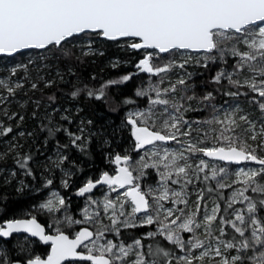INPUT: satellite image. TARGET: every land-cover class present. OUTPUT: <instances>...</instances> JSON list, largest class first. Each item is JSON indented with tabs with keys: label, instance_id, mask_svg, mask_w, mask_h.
I'll use <instances>...</instances> for the list:
<instances>
[{
	"label": "snow or ice",
	"instance_id": "snow-or-ice-1",
	"mask_svg": "<svg viewBox=\"0 0 264 264\" xmlns=\"http://www.w3.org/2000/svg\"><path fill=\"white\" fill-rule=\"evenodd\" d=\"M89 33L109 41L132 40L127 45L130 49L146 51L136 64L137 70L155 76L169 72L174 66L183 69L189 62L185 60L177 65L172 61L158 66L153 63L158 53L203 51L205 67L217 60L227 63L225 56H230L235 59L232 71L222 69L213 81L219 84L227 80L237 90L247 88L255 93L249 103L256 104L264 113V0H0V55L12 57L25 49L51 50ZM16 70L12 69L13 75ZM133 75H124L120 82L129 81ZM185 84L181 78L168 87L157 84L137 90L138 97L154 93L148 97L145 110L127 116L134 139L133 151L143 150L144 154L135 161L131 155L116 154L111 160L116 165L114 174L104 171L95 180L89 178L77 194L84 196L105 185L111 192L125 190L115 199L108 196L103 201L89 199L83 220L65 217L69 227L87 222L97 225L94 230L82 227L70 237L57 227L55 234H46L45 226L35 216L0 223V238L23 232L50 243L46 258L36 255L25 264H65L71 260L90 264H264V215H259L264 212V157L257 154L258 149L264 151V123L257 128L248 115L239 114L242 109L238 105L222 116L212 105L210 119L190 122L184 113L191 106L185 107L184 101L196 97L181 96L178 101L167 98L176 93L178 85ZM20 87L19 83L12 87L0 79V88H6L9 95H14ZM78 94L76 90L72 96ZM88 95L101 99L104 92L89 91ZM226 95L247 96L248 92ZM211 99L209 92L201 102ZM201 124L206 128H201ZM60 130L48 129L50 135ZM11 131L10 127L3 128L0 135ZM64 131L71 145L83 151L84 146L78 142L83 139L84 130L80 129L81 135ZM249 139L253 142L260 139V143L254 146ZM158 142H175L180 149ZM197 156L237 165L256 162L260 167H240L234 173L235 179L228 182L225 167L211 165L204 158L192 163ZM31 159L26 155L16 161L27 175H32L28 167ZM66 159L61 157V162ZM148 168L155 169L159 179L155 189L149 187L145 191L138 181ZM52 183L47 180V185ZM63 184L67 187V181ZM172 185H178L179 189ZM190 185L196 194L194 210L189 209ZM225 190H231L230 194L225 196ZM164 202L172 206L166 207ZM128 203L131 210L126 212ZM238 204L242 207H235ZM39 207L50 213L59 212L65 208V199L53 193ZM101 211L109 225L103 224ZM138 214L143 215L138 219ZM151 225L156 226L154 231L130 243L106 239V233L119 238L122 229ZM157 237L174 247L164 246ZM146 240L151 242L146 244ZM0 264L21 262L0 254Z\"/></svg>",
	"mask_w": 264,
	"mask_h": 264
},
{
	"label": "trees",
	"instance_id": "trees-1",
	"mask_svg": "<svg viewBox=\"0 0 264 264\" xmlns=\"http://www.w3.org/2000/svg\"><path fill=\"white\" fill-rule=\"evenodd\" d=\"M84 36H90L96 41L95 50L83 52L82 48L75 44V41ZM128 40L130 39L109 41L102 36L89 33L51 50H29L12 57L0 56V61L7 62L20 60L29 52L47 55V63L40 62L35 68L31 66L28 70H21L23 75L33 78L31 85L35 84L36 87H30L28 84L17 88L12 95L14 101L6 115L0 118L2 130L12 128L10 133L0 138V154L3 155V158H0V223L31 211V206L35 204L38 196L35 194L36 190L41 189L49 179L58 180L57 165L70 172V182L73 184L90 173L96 176L104 169L108 170L105 163L108 153H124L127 146L128 149H133L134 139L130 134V126L127 125L128 111L138 106L147 107L148 97L151 96L149 92L148 96L138 97L136 92L138 89L147 90L150 85L162 86L167 73L155 76L139 72L136 64L144 57L146 51L130 49L127 46ZM176 51L159 54L161 63L158 66L167 64L170 54ZM198 54L205 56L204 52ZM225 60L227 63L219 60L209 62L207 67L201 61L185 64L182 70L186 84L177 86L173 100L178 101L181 96L196 97L191 101L186 99L184 101L185 107L191 106V110L184 113L187 120L192 122L210 119L213 115L212 105H215L219 112L225 106L236 104L253 109L257 107L256 104L249 103L256 94L247 88L237 90L229 85L227 80H222L219 84L213 81V77L222 69L232 71L235 59L225 56ZM42 66L46 69L44 72ZM176 67L171 70L175 71ZM42 73L46 75L47 80L41 79ZM128 74H134L132 79L120 82L121 78ZM110 81L117 83H109ZM185 89L187 91H184ZM76 90H79V94L73 97L72 93ZM100 90L104 92L101 99H97L95 95H88L89 91L98 93ZM234 91L248 92V95L236 97L226 95ZM209 92L212 93L213 99L201 102V98ZM127 100L133 103H125ZM7 116L11 117L8 123L4 121ZM202 125L200 127L204 128ZM50 128L61 130L50 135L48 131ZM64 129L77 135H81L80 129L84 130L83 139L78 142L84 146L83 151L71 145L70 137ZM8 140H13L11 143L14 146L3 144ZM64 145L68 147L65 148ZM260 153L264 151L261 150ZM26 155L32 157L28 164L32 175H27L16 162ZM60 157L67 159L61 162ZM53 158H56V161L52 160ZM63 176L64 174L61 175ZM64 192L71 198L77 197L72 190ZM73 204L79 206L75 202ZM221 204L223 206V202ZM259 215H264V212H260ZM37 218L49 231L45 219L42 216ZM146 232L147 227L122 229L120 239L130 242ZM14 237L15 235L0 240L8 245L12 243ZM156 239L166 247H174L161 237ZM34 250V254L45 256L49 252V246L38 241ZM10 258L24 262V255L18 254L17 251L12 252Z\"/></svg>",
	"mask_w": 264,
	"mask_h": 264
},
{
	"label": "rangeland",
	"instance_id": "rangeland-1",
	"mask_svg": "<svg viewBox=\"0 0 264 264\" xmlns=\"http://www.w3.org/2000/svg\"><path fill=\"white\" fill-rule=\"evenodd\" d=\"M131 42H133V41L128 40L127 45ZM95 43H96V41L90 36H84L82 39L75 41V44L78 45L79 47H81L83 52H91V51L95 50L96 49L94 47ZM241 49L243 50V45L241 46ZM148 51H153L154 53H158L157 51H154V50H148ZM159 54L160 53H158L157 55L154 56L153 63L155 65H159L161 63V61H160L161 56H159ZM203 58H204V55L203 54L199 55L198 52H191L189 50H177L176 52H173L172 54H170L169 59L166 61V63L175 61L176 64L177 63L179 64V63H183L185 60H188L189 62L201 61V63H204ZM46 60H47V55H45V54L29 52L25 56H23L20 60L7 61V62L0 61V79H4L12 87H15V85L17 83L21 84L22 87L25 85H28V84H30V87H32L31 84L33 83V78L27 77V75H25V74L23 75V73H21V70H23V69L28 70L31 68V66L35 68L38 66V64L40 62L45 64V63H47ZM21 65L26 66V67H20ZM43 66L46 67V65H43ZM43 66H42V70L44 72L46 69H44L45 67H43ZM13 68L17 69L16 73L14 75L12 74ZM176 68L177 69L175 71L170 70L169 72H167L166 81H164V83L160 87H168L170 84L176 82L178 79H181V78L184 79L185 78V74L183 73V70L181 68H179L178 66ZM42 70H41V72H42ZM41 79L47 80L48 78L46 77V75L44 73H42ZM150 94H151V96H154V93L151 92ZM0 98H2V99H0V118H1L2 116L6 115V112L8 111L9 106H11L12 102L14 101V97L12 95L8 94L6 88H0ZM167 98L173 99L174 96H173V94H169V96ZM237 105L239 106L240 109H242V111L239 114L240 115H245V114L248 115L250 120H253L256 122L257 128H259L260 124L264 123V113H261L258 106L255 107L254 109L248 108L242 104H236L233 106H225L221 112L218 111V114L222 116L225 111H229L233 108H236ZM147 107H139V106L134 107L128 111L127 115H129L130 113H134L136 111H143ZM159 108H160V106H157V109H159ZM4 121L5 122L7 121L6 123H8V121L10 122L11 117H8V116L5 117ZM202 126L204 128H206L205 125H202ZM2 127H3V124L0 123V131H2ZM193 127H194V125H193ZM249 135H251V134H249ZM1 137H2V135H0V138ZM12 141L8 140V142H5L3 144H5V145L12 144L11 143ZM248 142L253 143L255 146V144L260 143V139H258L256 142H253L249 139ZM159 144H162L163 146L169 147L171 149H180V145L176 144L175 142H171V143L159 142ZM12 146H14V144H12ZM133 148H134V146H133ZM123 152L124 153H120V152H112L111 154L108 153L107 157H105V163L108 165V170L104 169L103 171H101L96 176L90 173L88 176L84 177L82 180H79V182L73 183V184H71V182H70V177H71V174L69 175L70 172L66 171L63 166L57 165V168L59 169V171H58L59 173H58V176L56 177V179H58V180L50 179L53 181V183L51 185H47V182H46L41 189H37L35 194H38V196L36 198L35 204L31 206V211L24 213L20 217L29 218L32 216H35V217L42 216L45 219V221L47 222V226L49 227V232H52V233H55L57 227H59L62 231L68 232V233L73 234V235L82 226H88L92 230H94L97 227V225L90 224L87 222L79 224V225L73 224L71 227H69L65 221V217L71 216L73 219L83 220V217H84V211L83 210L85 209V207L89 206L88 205L89 199L103 201L105 196H108L111 199H115L117 197V195L121 194L125 190V189H118L116 192H111L108 189V187L105 185V186H98L91 193H86L84 196H80L77 194L78 189L89 178H92L93 180H95V179L99 178L101 173L104 171H108L110 174H114V169L116 168V165H114L111 162V160L116 154L131 155L133 157L134 161L138 160L139 156L144 154L143 150H141L139 153H137V152L133 151L132 148L128 149V146ZM260 152H261V150L258 149L257 150L258 156L264 157V153H260ZM57 157H59V154L57 155ZM200 158H204V159L209 160V163L211 165H216L217 167H225L228 170V174H229L228 175V182H231V180L235 179L234 173L240 167H245V168H259L260 167L256 162H247L243 165H232V164H228V163H223L222 161H218V160H211L209 158L202 157V156L195 157L192 160V163H197ZM52 160L56 161V158H53ZM144 173H145V175H143L140 178V180L138 181L141 184L142 190L146 191L149 187L155 189L158 185V179H159L157 171L155 169L148 168V169H144ZM62 174H64L63 177H61ZM137 174L138 173L134 172V175H137ZM63 181H67V187L64 186ZM171 187L174 189H177V190L179 189L178 185H172ZM65 190H72V192H75L77 197L71 198V196L69 194L68 195L65 194V192H64ZM188 191L190 193H192L190 196V199H189V209L194 210L195 209L196 194H195V191L193 189V186L190 185ZM230 191L231 190H225V196L229 195ZM53 193H58L59 196H61L65 199V208L61 209V211H59V212H52V213L48 212L47 210L40 209V207H39L40 204L46 202L49 198H52ZM73 202H75V204H78L79 206H74ZM151 202L152 201L150 199V203ZM164 203H165L166 207L172 206L170 202H164ZM211 206H212V202L209 201L208 207L211 208ZM92 207L94 208L95 206H92ZM180 207H183V205H180ZM235 207L239 208V207H242V205L238 204ZM89 210L91 211L92 208H90ZM130 210H131V204L128 203L125 205V211L128 212ZM142 215L143 214H138V219ZM20 217H18V218H20ZM100 218H101L103 224H105V225L110 224V221L103 214L102 211H101V217ZM56 221H60V223L57 224ZM143 227H147V232H148V231H154L156 226L151 225V226H143ZM216 227L219 228L218 223L216 224ZM106 239H111L115 242H119L121 240L120 237L117 238L114 233H106ZM37 242L38 241H36L35 239L31 238L30 236L24 235V234L15 235L11 244L7 245L5 243H2L0 240V254H7V256L10 258V255L12 254V252L17 251L18 254L24 255L23 259H24V262H26L28 259L34 258V256L37 255V254H34V252H35L34 248H35ZM130 242H125V243H130ZM144 242L147 244V243H150L151 241L146 240ZM70 264H78V263L73 262Z\"/></svg>",
	"mask_w": 264,
	"mask_h": 264
},
{
	"label": "water",
	"instance_id": "water-1",
	"mask_svg": "<svg viewBox=\"0 0 264 264\" xmlns=\"http://www.w3.org/2000/svg\"><path fill=\"white\" fill-rule=\"evenodd\" d=\"M81 35H83V34H80V36ZM105 39V38H104ZM123 39H126V38H122V39H120V40H123ZM107 40V39H106ZM29 50H44V49H25V50H21V52H25V51H29ZM155 51H157L158 52V50H155ZM189 51H192V52H196V51H193V50H189ZM201 52H203V51H201ZM160 54H166V53H160ZM15 55H17V54H15ZM14 55V56H15ZM0 56H3V55H0ZM159 143V142H158ZM163 143H171V142H163ZM210 159V158H209ZM211 160H213V159H211ZM223 162V161H222ZM223 163H228V164H232V165H237V164H234V163H229V162H223ZM245 163H247V162H241L239 165H243V164H245ZM29 218H31V217H29ZM29 218H25V217H20V218H13V219H29ZM36 219H37V221H38V223H41L43 226H45L42 222H40V220L36 217ZM82 227H88V226H82ZM81 227V228H82ZM80 228V229H81ZM90 230H92L90 227H88ZM79 229V230H80ZM45 230H46V234H55V233H52V232H49L48 231V229H47V227L45 226ZM22 234H24V235H27V236H30L31 238H33V239H35V240H37V241H40L39 240V238L38 237H33V236H31L30 234H28V233H23V232H21V233H14L13 234V236L14 235H22ZM66 234H68V233H66ZM70 235V234H69ZM70 237H71V235H70ZM41 242V241H40ZM42 244H44V245H47V246H49V247H51L50 246V243L49 244H45V243H43V242H41ZM80 250H82V249H80ZM83 251V250H82ZM49 252H50V250H49ZM44 258H46V257H44ZM73 261H79V260H71V261H66V262H73ZM21 262V261H20ZM65 262V263H66ZM81 262H87V261H81ZM90 263V262H89ZM21 264H24V263H22L21 262Z\"/></svg>",
	"mask_w": 264,
	"mask_h": 264
},
{
	"label": "flooded vegetation",
	"instance_id": "flooded-vegetation-1",
	"mask_svg": "<svg viewBox=\"0 0 264 264\" xmlns=\"http://www.w3.org/2000/svg\"><path fill=\"white\" fill-rule=\"evenodd\" d=\"M80 229V228H79ZM79 231V230H78ZM66 233H68V232H66ZM68 234H70V233H68ZM71 236H73V234H70ZM49 250H50V247H49ZM83 250V249H82ZM49 253V252H48ZM47 256V254L45 255V256H41L42 258H44V257H46ZM22 262V261H21ZM73 262H76V263H78V264H80V263H83V264H90L89 262H81V261H73ZM73 262H66L65 264H70V263H73ZM22 263H24V262H22ZM25 264V263H24Z\"/></svg>",
	"mask_w": 264,
	"mask_h": 264
}]
</instances>
